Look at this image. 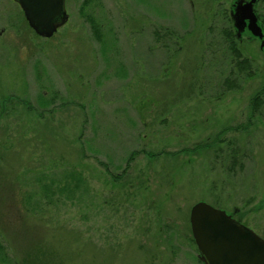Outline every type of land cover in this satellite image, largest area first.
Wrapping results in <instances>:
<instances>
[{
    "label": "rangeland",
    "instance_id": "obj_1",
    "mask_svg": "<svg viewBox=\"0 0 264 264\" xmlns=\"http://www.w3.org/2000/svg\"><path fill=\"white\" fill-rule=\"evenodd\" d=\"M82 1L45 38L0 0V264H202L199 201L264 238V35H237L235 0Z\"/></svg>",
    "mask_w": 264,
    "mask_h": 264
},
{
    "label": "water",
    "instance_id": "obj_2",
    "mask_svg": "<svg viewBox=\"0 0 264 264\" xmlns=\"http://www.w3.org/2000/svg\"><path fill=\"white\" fill-rule=\"evenodd\" d=\"M14 1L21 7L31 29L41 37H51L68 20L65 0ZM255 2H235L233 16L237 35L247 28L253 36L263 38L264 33L252 8ZM188 221L199 258L205 264H264V238L233 219L225 210L199 201L191 207Z\"/></svg>",
    "mask_w": 264,
    "mask_h": 264
},
{
    "label": "trees",
    "instance_id": "obj_3",
    "mask_svg": "<svg viewBox=\"0 0 264 264\" xmlns=\"http://www.w3.org/2000/svg\"><path fill=\"white\" fill-rule=\"evenodd\" d=\"M89 2V0H83L82 4L80 5V12L84 13L83 9L85 8V6L87 5V3ZM258 15V18L262 20V22L264 23V15ZM87 20L90 23V26L94 32V35H96V37L100 39V36H98V23L95 19H93L92 17H87ZM231 27H226L223 30V37L225 39V41L227 42V46H228V51L230 52L232 58H233V63L234 66L237 68L238 72H242V73H246L247 75L251 74L250 70H253V63L252 60L249 59V57L244 56L243 52H242V48L240 47V44L238 43L237 40V35L234 33ZM169 33V32H167ZM157 36H159V34L157 33ZM225 84L226 86H228V88H232L234 87V82L232 80V78H227L225 80ZM264 106V85L262 86V89H260L259 91H257L253 96L252 99L250 100V115L251 116H255V114L259 111V109ZM247 124H251V121L249 120V122H247ZM245 125H239L238 128H244ZM227 129H223L222 133L224 131H226ZM213 140L217 141L220 140L218 137H215ZM210 144H208V142L204 145H199V147H209ZM137 153V151L135 152H131L130 155L128 156L126 161V168L129 165V163L131 162L130 160L133 159V157L135 156V154ZM0 249H4V247L2 246L1 242H0Z\"/></svg>",
    "mask_w": 264,
    "mask_h": 264
},
{
    "label": "flooded vegetation",
    "instance_id": "obj_4",
    "mask_svg": "<svg viewBox=\"0 0 264 264\" xmlns=\"http://www.w3.org/2000/svg\"><path fill=\"white\" fill-rule=\"evenodd\" d=\"M237 0H235L232 4H231V8H229L230 9V11H229V19H231V22H232V25L234 26V16H233V12H234V9H235V2H236ZM252 8H254V11H255V6L253 5V7ZM256 12V11H255ZM256 15H257V13H256ZM257 22H258V24H259V18H258V15H257ZM260 25V24H259ZM261 26V25H260ZM234 28H235V26H234ZM244 29H247V28H244ZM236 30V33H237V29H235ZM226 212L233 218V219H235V220H237L238 222H240V223H242V224H244L243 222H242V220L240 219V218H238V216H237V210L235 209L234 211H227L226 210ZM189 224H190V222H189ZM244 225H246V224H244ZM190 229H191V226H190ZM256 232V231H255ZM257 233V232H256ZM261 238H263V236H261L259 233H257ZM191 235H192V232H191ZM192 237H193V235H192ZM193 240H194V237H193ZM195 241V240H194ZM193 241V242H194ZM195 243V242H194ZM195 245H196V243H195ZM196 248H197V258L199 259V261L198 262H201L202 264H205L202 260H200V258H199V250H198V247H197V245H196Z\"/></svg>",
    "mask_w": 264,
    "mask_h": 264
}]
</instances>
